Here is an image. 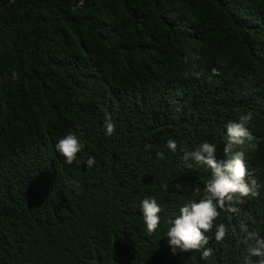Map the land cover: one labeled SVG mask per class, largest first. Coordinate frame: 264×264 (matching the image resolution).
I'll return each instance as SVG.
<instances>
[{
  "label": "trees",
  "instance_id": "16d2710c",
  "mask_svg": "<svg viewBox=\"0 0 264 264\" xmlns=\"http://www.w3.org/2000/svg\"><path fill=\"white\" fill-rule=\"evenodd\" d=\"M3 4L0 264H258L249 234L264 241V0ZM248 112L246 179L260 195L217 209L209 257L173 253L170 222L211 177L184 151L208 141L225 159L227 125ZM69 133L84 146L71 165L56 149ZM147 197L161 207L151 235Z\"/></svg>",
  "mask_w": 264,
  "mask_h": 264
},
{
  "label": "clouds",
  "instance_id": "9594fccd",
  "mask_svg": "<svg viewBox=\"0 0 264 264\" xmlns=\"http://www.w3.org/2000/svg\"><path fill=\"white\" fill-rule=\"evenodd\" d=\"M199 78L202 73L194 72ZM16 72H12L15 79ZM252 119V113L248 112L239 117L238 121L228 123L223 152L225 159H217V146L214 143L204 141L192 151H184V159L191 158L197 164L206 166L211 171V177L206 182L203 189L196 186L193 190V199L183 205L179 210V215L171 220L168 228V243L173 253L179 249L182 252L189 250L201 251V257L206 259L212 254V249L206 247L209 243V235L214 227V221L220 215L219 209H226L228 212H237V205L243 202L242 198H256L260 195V183L257 179L249 178L245 165V152L243 146L246 142L252 141L253 137L248 129V124ZM105 134L113 135L115 124L106 121ZM167 148L175 153L178 150V142L174 138L167 140ZM75 134L69 133L60 138L56 143L57 151L65 158V162L71 165L77 159V154L83 149ZM163 158V153H157ZM84 159V158H82ZM84 162L89 168L95 163L94 157H87ZM76 183V181H73ZM167 188L166 184L161 185ZM179 188L180 185H177ZM239 194V196H237ZM141 211L146 225L147 233H154L160 226L161 207L155 197L144 198L141 202ZM227 234V228L223 223L215 225V239L221 241ZM250 238L255 239L257 246L250 250V255L261 257L258 264H264V241L258 239L257 233H250Z\"/></svg>",
  "mask_w": 264,
  "mask_h": 264
},
{
  "label": "water",
  "instance_id": "95a60500",
  "mask_svg": "<svg viewBox=\"0 0 264 264\" xmlns=\"http://www.w3.org/2000/svg\"><path fill=\"white\" fill-rule=\"evenodd\" d=\"M74 1H75V5L80 6V5H82L84 3L85 0H82L80 2H78L77 0H74ZM3 6H4V4L0 5V8H2Z\"/></svg>",
  "mask_w": 264,
  "mask_h": 264
}]
</instances>
